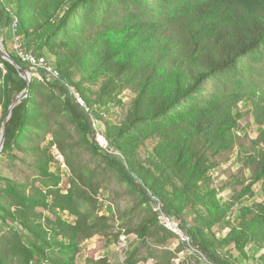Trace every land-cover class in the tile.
Returning a JSON list of instances; mask_svg holds the SVG:
<instances>
[{
  "label": "trees",
  "instance_id": "trees-1",
  "mask_svg": "<svg viewBox=\"0 0 264 264\" xmlns=\"http://www.w3.org/2000/svg\"><path fill=\"white\" fill-rule=\"evenodd\" d=\"M135 3L141 8L138 14L106 22L101 13L108 11V3L103 1L96 7V0H0V39L21 68L34 74L29 95L8 122L3 153L28 129L41 81L57 94L93 151L143 202L160 204L155 218L163 213L175 219L209 264H264V88L250 84L249 91L242 89L244 60L264 53V0ZM20 51L34 55L39 64L22 58ZM0 64L1 137L8 108L28 82L12 62L0 56ZM231 78L233 88L226 81ZM125 91L132 97L122 122L109 127V145L102 147L96 121L126 104L121 96ZM252 110L261 129L248 149L241 121ZM144 138L156 143L141 161L135 157L136 143L140 146ZM237 149L238 160L245 150L243 165L255 168L226 200L212 170ZM51 177L53 185L60 183L57 173ZM8 181L10 203L0 200V218L6 226L19 223L35 235L26 248L27 263L76 264L81 241L97 229L72 189L66 194L50 190V199ZM257 183L262 193L255 190ZM38 206L66 210L75 222L60 216L43 222ZM224 227L229 230L222 237L215 229ZM148 229L142 226L138 234ZM88 264L110 263L90 258ZM125 264L136 261L131 257Z\"/></svg>",
  "mask_w": 264,
  "mask_h": 264
},
{
  "label": "rangeland",
  "instance_id": "rangeland-1",
  "mask_svg": "<svg viewBox=\"0 0 264 264\" xmlns=\"http://www.w3.org/2000/svg\"><path fill=\"white\" fill-rule=\"evenodd\" d=\"M102 1L108 3V11L101 13L106 16V22L124 18L129 14L136 15L141 11L135 3L136 0H96V7ZM17 47L18 45L15 46ZM255 56L257 57L251 56L244 60L246 68L243 80L246 83L242 89L247 91L251 89L250 84H258L257 87L264 88V53ZM29 72L33 79L34 74ZM226 81L230 88L236 86L234 78ZM215 83L219 85L221 81L209 82L208 85L212 88ZM257 87L254 89H258ZM121 96L126 104L104 113L96 121L102 131V140H96L102 147H108L106 131L110 130L109 127L113 130L121 124L127 103L132 97L128 91ZM34 99L37 105L28 129L9 152H0V200L5 204L10 203L7 189L9 178L28 194L48 195L50 199L53 197L50 196V190H59L66 194L72 189L83 208L89 211V217L95 221L94 226L97 229L92 236L81 241L76 264H88L90 258H107L110 264H125L131 257L136 264H209L190 245L189 238L178 228L175 219L164 221L162 214L155 218L154 214L160 204L143 202L141 196L109 166L106 159L93 151L90 141L78 130L56 93L41 81H37ZM240 105L243 109L246 107V103L241 102ZM3 110V105L0 104V117L3 116ZM253 114L252 110L241 121L245 128L242 142L248 149L253 148L252 141L261 129L253 122ZM144 139L140 146L136 143L138 150L135 157L141 161L151 154L152 146L156 143V139ZM241 152L240 161L237 149L233 151L229 161L212 170L223 199H230L234 188L241 187L238 181L248 180L253 174L255 167L243 165L242 160L247 153L245 150ZM44 160H48V165L42 164ZM51 172L61 176L59 184L53 185ZM44 181L50 185L47 186ZM260 186L261 183H257L254 188L262 193ZM261 197L263 195H258L257 199ZM254 199L256 196L249 203ZM35 210L43 213V222H54L58 216L70 223L75 222V217L66 210L52 211L42 206ZM145 225H149V229L139 235L138 229ZM215 230L224 237L229 229L224 227ZM35 239V235L19 223L6 226L0 218V262L38 264L34 260L27 263L26 248ZM118 247L124 249L117 252Z\"/></svg>",
  "mask_w": 264,
  "mask_h": 264
},
{
  "label": "water",
  "instance_id": "water-1",
  "mask_svg": "<svg viewBox=\"0 0 264 264\" xmlns=\"http://www.w3.org/2000/svg\"><path fill=\"white\" fill-rule=\"evenodd\" d=\"M0 56L3 59L12 62L18 69H20L21 72H22V75L24 76V78L28 82V85L25 88V90L22 93H20L18 96H16L14 98V100L12 101V103L10 104V106L8 108V111L6 113V116H5L4 120H3L2 128H1V137H0V152H1L4 149V145H5L8 122H9V120H10L12 114H13V110L17 106V104H19L24 98H26L29 95V90H30V86H31L32 77H31V73L29 72V70L21 68V66L13 58L11 53L6 50V48H5V46H4V44H3L1 39H0Z\"/></svg>",
  "mask_w": 264,
  "mask_h": 264
},
{
  "label": "built area",
  "instance_id": "built-area-1",
  "mask_svg": "<svg viewBox=\"0 0 264 264\" xmlns=\"http://www.w3.org/2000/svg\"><path fill=\"white\" fill-rule=\"evenodd\" d=\"M17 48H19V47H17ZM19 54H20V56H21L22 58H24L25 60H29V61L32 62L33 64H39V63H37V61L35 60V56H34V55H31V54L26 53V52H24V51H20ZM48 70L51 72V69H48ZM51 74H52V72H51ZM96 138H98V140H102V135L100 134V132L97 133ZM162 216H163V220H164V221H171V220H172L171 218L165 216L163 213H162ZM177 224H178V223H177ZM178 225H179V224H178ZM124 239H127V236H124ZM123 249H124V248L118 247V248H117V252H121ZM140 264H142V263H140Z\"/></svg>",
  "mask_w": 264,
  "mask_h": 264
}]
</instances>
